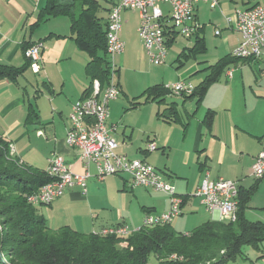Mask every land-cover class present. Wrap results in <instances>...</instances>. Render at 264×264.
<instances>
[{
    "label": "crops",
    "instance_id": "0c3cea01",
    "mask_svg": "<svg viewBox=\"0 0 264 264\" xmlns=\"http://www.w3.org/2000/svg\"><path fill=\"white\" fill-rule=\"evenodd\" d=\"M241 2V7L237 6L238 0H221L216 9L206 4L196 8V18L203 25L199 39L203 40L206 51L185 63L186 66L190 60L196 59V63L186 68L175 83L190 82L196 87L209 75V67L225 57H232L242 38L227 23L226 10L234 13L264 5V0ZM107 3L106 22L109 10L117 0H107ZM45 4L46 0H0V65L20 68L26 63L23 45L44 44L39 74L31 70L35 77H27L25 74L29 68L15 82L0 81V134L12 143L16 158L25 165L47 172L52 156L60 155L74 173L82 175L86 172L82 153L68 145L67 136L72 107L91 87L92 80L87 71L91 59L72 38L71 22L66 17L51 18L36 25ZM209 8L223 14L226 23L214 27V35L220 37V41H212L218 50L217 55L211 57L206 54L211 44L207 30L213 22H207L205 16ZM161 9L165 16H169L168 4H162ZM136 13L139 12H123L120 38L125 49L116 58L119 96L113 100L116 101L114 105L113 101L109 104L108 126L116 127L111 136L118 144L117 153L130 160L146 161L174 186L176 194L183 198L182 210L193 214L185 220L184 226L192 220L190 217L200 225L209 220L217 221L193 197L205 178L217 180L221 177L236 181L242 191L255 188L244 217L248 221L256 220L251 222H264V178L257 179L252 173V166L264 147V49L259 58L228 65L200 104L190 96L169 94L162 102L134 107L136 98L148 88L174 84L169 80L167 68L151 67L147 62L138 34L140 13L135 36H132L130 26ZM217 31H220L219 35ZM169 36L167 60L170 63V50L179 37L185 38L176 33ZM192 40L180 50L174 62L179 64L181 54L194 48L197 41ZM120 95H124L125 100L119 101ZM172 96H177L181 104L174 101L169 104L166 99ZM151 103L154 105L149 115L144 105ZM119 106L125 110L124 115L117 113ZM32 111L38 115V120L29 119ZM137 112L141 114L134 116ZM209 113H212L211 120L208 119ZM152 142L157 144L158 150L148 152V145ZM90 170L92 173V165ZM96 173L97 169L87 181L86 194L81 187L72 186L51 205L38 207L51 229L70 227L79 233L95 235L117 226L136 231L143 228L149 213L162 215L169 212L171 200L167 194L134 187L126 175L109 176L101 181ZM129 187L132 194L127 192ZM175 231L182 234L192 232ZM254 251L264 263V243Z\"/></svg>",
    "mask_w": 264,
    "mask_h": 264
},
{
    "label": "trees",
    "instance_id": "16d2710c",
    "mask_svg": "<svg viewBox=\"0 0 264 264\" xmlns=\"http://www.w3.org/2000/svg\"><path fill=\"white\" fill-rule=\"evenodd\" d=\"M101 10L98 0H46L36 25L51 18L69 17L72 38L91 59L87 66L91 86L98 79L104 87L109 84L110 62L107 22L99 15ZM195 39L194 48L184 51L178 59V69L190 58L205 53L203 40L199 35ZM32 45H23L24 56ZM25 59L20 68L0 65V81H17L31 68V61ZM237 61L228 56L209 67V75L190 97L200 104L223 70ZM90 91L91 87L85 95H90ZM169 94L163 85L152 86L136 98L134 107L162 102ZM211 117L209 113L208 119ZM33 118L38 120L35 112L29 119ZM11 144L0 134V264H148L152 255L157 264H232L239 257L247 260L244 247L260 249L264 243V222H251L244 217L255 188L247 192L239 188L236 222L209 220L189 234L176 232L170 224L143 226L127 236L84 234L70 227L53 230L39 206L27 200L52 179L46 171L27 166L13 156Z\"/></svg>",
    "mask_w": 264,
    "mask_h": 264
},
{
    "label": "built area",
    "instance_id": "2783aa9c",
    "mask_svg": "<svg viewBox=\"0 0 264 264\" xmlns=\"http://www.w3.org/2000/svg\"><path fill=\"white\" fill-rule=\"evenodd\" d=\"M221 0H117L112 6L107 20V53L109 57L110 79L105 91L102 93V83L96 79L92 83L90 95L85 96L72 107L70 114V128L67 143L70 147L78 148L85 161V174H76L71 166L65 163L60 155H54L49 160L47 169L50 183L38 192L27 196L32 205L49 206L62 197L66 190L72 186L82 188L87 193V181L92 176L90 167L97 168L96 177L103 181L109 176L127 175L131 178L132 186L144 187L167 194L171 200L168 213L155 215L149 213L145 217L144 225L153 228L155 225H168L176 217L182 215L183 198L176 194L174 186L166 181L160 172L144 160H130L119 155L116 150L117 142L111 133L116 130L108 126L110 119L109 104L119 96L116 75L119 66L116 62L118 55L125 49V43L120 34L123 30V12L125 10L138 11L141 22L138 34L144 50L151 62L156 66L165 65L168 59V31L176 33L187 40L195 39L202 30L203 25L196 18V8L206 4L216 9ZM170 6L169 16H165L161 5ZM227 23L241 35V43L234 50L232 56L238 60L259 58L264 49V5L238 10L233 18L228 17ZM217 35L220 31L216 32ZM44 44L38 42L28 48L25 57L31 61V70L34 74L41 72V60ZM172 95L191 96L195 92L194 84L178 82L166 87ZM12 155L16 150L11 144ZM158 150L156 143L148 146V152ZM252 173L255 178H264V147L253 166ZM194 197L205 210L217 221L236 222L239 209V185L236 181L218 178L210 180L205 178ZM111 232H126V226H117L103 229L99 235L109 236Z\"/></svg>",
    "mask_w": 264,
    "mask_h": 264
},
{
    "label": "rangeland",
    "instance_id": "374dc122",
    "mask_svg": "<svg viewBox=\"0 0 264 264\" xmlns=\"http://www.w3.org/2000/svg\"><path fill=\"white\" fill-rule=\"evenodd\" d=\"M99 2H100V4H101V6H102V10L99 12V15L101 16V17H105V14H106V11L104 10L105 8L107 9L108 8V3H107V0H98ZM223 1H228L229 2V0H223ZM239 1V4L237 5L238 7H241V6H243V4H242V2H241V0H238ZM210 9V8H209ZM209 9H207V11H206V13H205V16H206V18L208 19L207 20V22H209V21H213V22H211L212 24L211 25H209V28H208V30H207V37H208V39L211 41V44H209V51H207V53L206 54H208V56H213V55H217V48H215V46H214V44H213V42L214 41H216V42H218V41H220V37H216L215 35H214V27L218 24H222L223 26L224 25H226V23H225V21H224V16H223V14H220V13H215V12H213V11H211V9L209 10ZM225 13H228V14H226L227 15V17H234L235 16V13L236 12H231V10H226V12ZM67 19H69V17H66ZM70 20V19H69ZM138 20L140 21V19H139V13H136V14H134L133 15V20H132V22H131V26H130V31L132 32V36H135V27H136V25L138 24ZM180 39L178 40V42H177V44L176 45H174V47L170 50V63H169V61L167 60V62L169 63L167 66L166 65H162V67H160L159 66V68H161V69H164V68H167L168 69V75L170 74V76H169V80L171 81V82H174L175 83V81H176V79L178 78V76L186 69V68H188L189 66H191V65H194L195 63H196V59H192V60H190L187 64H186V66L185 67H183V68H181V69H178V66H179V64L177 63V62H174V60L178 57V55H179V53H180V50H182V48L184 47V46H187L188 45V43L189 42H192V41H194V40H186V39H182L181 37H179ZM213 41V42H212ZM147 57V62L150 64V66L152 67V66H155V67H157L156 65H153V64H151V62H150V60H149V58H148V56H146ZM167 62H166V64H167ZM174 62V63H173ZM243 66V65H242ZM241 66V67H242ZM239 67V66H238ZM31 68H30V70H28V72H26V76L27 77H35V75L34 74H32L31 72ZM172 79V80H171ZM24 80V79H23ZM178 83V82H177ZM120 99H119V101L120 100H125L124 99V95H120V97H119ZM167 100V102L169 103V104H172L173 103V101L174 102H176V103H179V104H181V101L179 100V99H177V96H172V97H169V98H167L166 99ZM143 102V101H142ZM116 103V101H113L112 102V105H114ZM153 103H151V104H147V105H144V108H145V106H147V109H146V114H149L150 113V111L153 109ZM155 105L156 106H158V104H156L155 103ZM127 106L129 107L130 105L127 103ZM121 112V115H124V113H125V110H123L120 106H119V108L117 109V113H120ZM137 114V115H136ZM134 116H139L141 113L140 112H137ZM150 115V114H149ZM153 115H154V113H153ZM132 116V115H131ZM131 118V117H130ZM155 119V118H154ZM154 119H152L151 121L153 122V120ZM157 122V121H156ZM156 122H155V124H156ZM155 124H153L152 126H154ZM155 143V142H154ZM149 146V145H148ZM15 148V147H14ZM116 152H117V150H116ZM120 155V154H119ZM26 161H28V160H26ZM29 162V161H28ZM40 165V164H39ZM38 167V166H37ZM40 167V166H39ZM92 167H93V170H92V175L94 174V170L95 169H97L96 168V166L93 164L92 165ZM127 176V175H126ZM254 180H255V178H253V182H254ZM136 189V188H135ZM131 191H133L132 189H131V187H129V189L127 190V192L129 193V194H132V192ZM177 193V192H176ZM195 200H196V202L198 203V204H200L199 203V200L197 199V198H195V197H193ZM260 214H263V213H260ZM191 215H193V214H191V212H189V211H183V215H181V216H179L177 219H175L174 220V222H173V227L175 228V230H177V231H180V232H183V233H186V231H192L194 228H196V227H198L199 225H200V223H198V224H196V221H195V219H193L192 217H190L192 220H189V222H187V224L184 226V224H185V220L189 217V216H191ZM251 221H256V220H251ZM178 224H180L181 226L179 227L178 226ZM243 252H244V254L245 255H247L250 259L249 260H243V258H238L234 263H232V264H264L263 263V261L262 260H260V259H258L257 257H256V251H254V249L253 248H251V247H249V246H246V247H244L243 248ZM175 257V256H174ZM148 264H157V260H156V258H155V256H151L150 258H149V260H148Z\"/></svg>",
    "mask_w": 264,
    "mask_h": 264
},
{
    "label": "bare ground",
    "instance_id": "6f19581e",
    "mask_svg": "<svg viewBox=\"0 0 264 264\" xmlns=\"http://www.w3.org/2000/svg\"><path fill=\"white\" fill-rule=\"evenodd\" d=\"M37 206H41V205H37ZM136 231H138V230H136ZM132 232H134V231L130 230V233H132ZM109 235L127 236L126 232H111V233H109Z\"/></svg>",
    "mask_w": 264,
    "mask_h": 264
}]
</instances>
